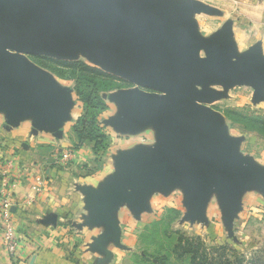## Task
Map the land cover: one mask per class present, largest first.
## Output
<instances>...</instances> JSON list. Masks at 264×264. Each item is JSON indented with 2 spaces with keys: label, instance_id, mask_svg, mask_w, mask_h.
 <instances>
[{
  "label": "water",
  "instance_id": "1",
  "mask_svg": "<svg viewBox=\"0 0 264 264\" xmlns=\"http://www.w3.org/2000/svg\"><path fill=\"white\" fill-rule=\"evenodd\" d=\"M200 13L214 11L193 0H0V104L10 107V121L31 112L55 128L66 93L24 57L70 61L72 52L90 51L105 72L144 89L113 97L123 108L115 124L126 131L145 123L166 129L168 151L137 152L128 183L143 193L184 183L192 216L205 189L216 187L229 219L242 187L264 191V172L235 154V143L204 105L220 95L198 88L251 86L259 93L264 67L256 55L232 61L227 31L204 45L200 58L188 18Z\"/></svg>",
  "mask_w": 264,
  "mask_h": 264
},
{
  "label": "crops",
  "instance_id": "2",
  "mask_svg": "<svg viewBox=\"0 0 264 264\" xmlns=\"http://www.w3.org/2000/svg\"><path fill=\"white\" fill-rule=\"evenodd\" d=\"M232 2L238 10L236 21L244 11L241 7H249L250 13L264 7V0ZM237 24L244 27L241 20ZM240 35L238 27L230 35L237 53L242 51ZM63 91L66 106L55 128L43 125L31 112L10 121V107L0 104V168L12 195L16 264H136L140 234L172 211L183 225L210 233L213 207L225 230L234 225L240 214L237 208L243 210L246 197L257 195L264 204V191L255 185L242 187L240 205L228 219L222 192L209 187L203 192L199 214L192 216L187 189L180 181L166 189L149 187L141 192L127 181L130 159L139 151L150 156L168 151L162 141L166 129L145 123L134 131L123 130L115 124L123 108L109 92L103 98L107 109L99 119L107 148L95 154L90 144H82L71 151L77 143L72 129L83 109L72 89ZM0 264H12L1 234Z\"/></svg>",
  "mask_w": 264,
  "mask_h": 264
},
{
  "label": "rangeland",
  "instance_id": "3",
  "mask_svg": "<svg viewBox=\"0 0 264 264\" xmlns=\"http://www.w3.org/2000/svg\"><path fill=\"white\" fill-rule=\"evenodd\" d=\"M193 1L199 2L214 11L213 14L200 13L188 16L194 25L193 38L199 45L198 54L200 58H205L206 56L203 49L204 45L212 42L217 34L227 31L231 35V31L238 27L241 32L240 38L243 39L240 41V49L242 51L239 53L234 52L231 60L236 61L248 55H256L260 64L264 67V7L259 8L256 13L247 11L249 7H241L244 11H242V14L239 15L240 18L236 21L234 14L237 15L236 11L238 10L234 9L232 0ZM244 3L247 4L246 2ZM240 20L244 27L237 24ZM72 55V60L70 61L54 60L42 56H25L24 59L34 70L45 75L54 86L61 90L79 88L81 91L89 92L105 88V84L101 83L100 79L91 76L80 67L67 66L64 68L52 62L82 63L110 75L105 72L106 70L90 51H74ZM112 77L116 79V87L110 91L112 97L132 92L135 89L144 91V89L131 82L115 76ZM198 90L220 95L219 98L204 105L216 113L218 121L225 130V138L235 143V154L248 160L257 170L264 172V135L249 131L247 127L236 123L239 121L237 114L264 118V89L257 93L251 86L224 88L221 85L212 84L199 87ZM106 94L101 93V98L103 99ZM117 116H119L118 112L115 113V117ZM98 125L100 127L102 123L98 121ZM0 149H2L1 145ZM2 156L4 157L3 153ZM0 161H3V159H0ZM260 199L257 195L246 197L243 210L237 208L238 211L240 209V214L234 220V225L228 224L229 227L227 225L225 230H223L219 217L216 215L217 210L213 207L210 211V218L213 221L209 228L212 231L210 233L208 229L200 230L199 228H190L183 225L180 217L174 213L167 214L160 222L154 223L140 234L135 247L136 255L134 260L136 264H147L142 262L145 259L144 254L164 255V250L168 249L169 245L177 243L178 235L188 238L198 237L206 246L228 244L231 248L248 257L253 251L264 247V204L262 199ZM237 202L236 204L240 205L239 197ZM166 264H189V262L185 258L177 260L172 257L169 258Z\"/></svg>",
  "mask_w": 264,
  "mask_h": 264
},
{
  "label": "trees",
  "instance_id": "4",
  "mask_svg": "<svg viewBox=\"0 0 264 264\" xmlns=\"http://www.w3.org/2000/svg\"><path fill=\"white\" fill-rule=\"evenodd\" d=\"M52 62L64 68L67 66L80 67L83 71L85 70V72L91 76L97 77L100 79L101 83L105 84V88L89 92L81 91L79 88L73 89L77 102H79L83 109V115L73 126L72 130L77 143L70 148L71 151H75L82 144H90L91 149L95 154L104 152L108 146L107 136L104 130L99 127L98 121L102 113L107 109V106L100 94L109 93L114 90V87H116V79L96 68L86 66V64ZM237 116L239 117V121L236 123L247 127L249 131L264 135L263 117H247L240 114H237ZM170 213L177 215L173 211ZM147 228H145L144 231H146ZM164 251V255L157 254L154 256L151 254H144L145 259L142 260V262L147 264H166L169 258L173 257L177 260L185 258L188 260L189 264H264V247L253 251L247 257L239 251H236L234 248H231L228 244L206 246L198 237L188 238L183 235H178L177 243L171 246L169 245V248Z\"/></svg>",
  "mask_w": 264,
  "mask_h": 264
},
{
  "label": "built area",
  "instance_id": "5",
  "mask_svg": "<svg viewBox=\"0 0 264 264\" xmlns=\"http://www.w3.org/2000/svg\"><path fill=\"white\" fill-rule=\"evenodd\" d=\"M6 172L0 168V234L5 251L9 254L12 264H16L18 239L13 227L12 195L7 190Z\"/></svg>",
  "mask_w": 264,
  "mask_h": 264
}]
</instances>
